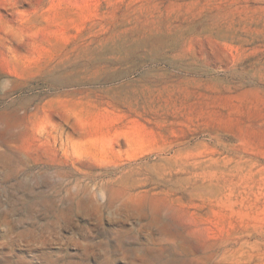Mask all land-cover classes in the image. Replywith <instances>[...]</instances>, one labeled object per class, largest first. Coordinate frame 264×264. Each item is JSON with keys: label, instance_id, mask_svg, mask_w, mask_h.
<instances>
[{"label": "rangeland", "instance_id": "374dc122", "mask_svg": "<svg viewBox=\"0 0 264 264\" xmlns=\"http://www.w3.org/2000/svg\"><path fill=\"white\" fill-rule=\"evenodd\" d=\"M263 155L264 0H0V264L232 260ZM186 160L252 168L249 217Z\"/></svg>", "mask_w": 264, "mask_h": 264}, {"label": "bare ground", "instance_id": "6f19581e", "mask_svg": "<svg viewBox=\"0 0 264 264\" xmlns=\"http://www.w3.org/2000/svg\"><path fill=\"white\" fill-rule=\"evenodd\" d=\"M217 152H218V150H217ZM202 153L203 152H201V154ZM208 153L212 154V153H215V151H210V152L208 151ZM193 154L194 153H192V155ZM197 154L198 153H196L194 155L196 156ZM186 155H188V154H186ZM202 156L203 155H201V157ZM205 157L207 159V156H205ZM188 158L191 159L189 156H188ZM198 158H199V156H198ZM195 160H197V158ZM181 164L184 165L185 167H189L191 169V172H190L188 177L184 178V183L180 184L178 186L177 190L179 192L190 193V192L196 191L198 189H207V190L208 189H212L213 193H216L217 196L221 192L223 193L222 197L220 198L223 201V203H224V201L225 202L231 201V200L233 201V196H237L236 197V198H238L237 202L240 205V207H239L240 209H239L238 213H241L240 214L241 215V219L243 217L246 218V216L249 213V212L246 211V208H245L246 187H245L244 184H242L241 181L246 176H248V175L252 176L254 173H256V172L253 171L252 168L242 169V170L238 171L237 175H235V173L229 172V171H227V169L226 170L225 169L209 170L207 168H202V167L200 168L201 164H199L196 161L189 162V160H186V161H181ZM260 167H262V166H260ZM171 173H173L174 175L184 174L180 169H176V170L172 171ZM237 180H239V181L237 182ZM251 180H253V179H251ZM257 182H259V181H257ZM257 184H259V183H257ZM260 190H262V189H260ZM258 192H261V191H258ZM261 194H263V193H261ZM262 197H263V195H262ZM235 202H236V200H235ZM216 203H218V201ZM228 203H229V207L231 208L230 202H228ZM234 205H232V206H234ZM236 205H238V204H236ZM229 207L227 205V208H229ZM258 211H260V210H258ZM231 212H232V210H231ZM233 212H234V210H233ZM229 213H230V211H229ZM234 215L236 216L237 214H234ZM260 215L261 214L259 212L257 213V211H256L255 212V216H254L255 221H253V223H251V224H245L243 222L242 223L240 222L241 224H239V226H238V222L240 220L237 222V224L234 221V223H235V225H237V227L236 226L235 227L231 226V230H230V235L229 236L219 235V233H218L217 240L214 242V244L225 247L226 248L225 249L226 253L227 252H233V253H230V255L234 254L235 257L231 260L230 258L225 259V257L223 256L224 258L219 259L217 264H264V222L262 223L260 220L258 221L256 219ZM237 217H239V216H237ZM247 217H249V215ZM263 218H264V216H263ZM259 219H260V217H259ZM223 220H224V218H223ZM227 220H228V218H227ZM251 220H252V218H251ZM229 221H230V218H229ZM230 225H232V224H230ZM227 226H229V225H227ZM218 230H220V229L218 228ZM212 233H214V232H212ZM215 233H217V232H215ZM225 233H227V232H225ZM213 235H216V234H213ZM211 244L213 245L212 242H211ZM244 254L249 255V257H251L252 259L249 262L243 261L244 258L241 259V257Z\"/></svg>", "mask_w": 264, "mask_h": 264}]
</instances>
